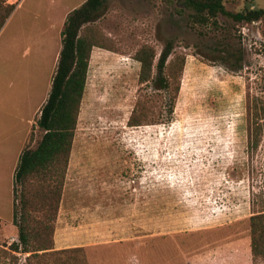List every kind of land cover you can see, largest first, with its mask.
I'll use <instances>...</instances> for the list:
<instances>
[{
    "label": "rangeland",
    "instance_id": "374dc122",
    "mask_svg": "<svg viewBox=\"0 0 264 264\" xmlns=\"http://www.w3.org/2000/svg\"><path fill=\"white\" fill-rule=\"evenodd\" d=\"M105 2L93 24L105 48L91 52L54 248H81L88 264H264L249 248V217L264 212V18L201 26L182 0ZM6 3L19 6L0 32V241L12 242L15 160L47 99L65 18L84 0ZM223 5L264 10V0ZM166 43L167 63L177 58L178 70L184 59L168 93L139 84L134 60L154 49L155 76ZM138 101L146 121L130 127ZM42 135L33 130L31 149Z\"/></svg>",
    "mask_w": 264,
    "mask_h": 264
},
{
    "label": "trees",
    "instance_id": "16d2710c",
    "mask_svg": "<svg viewBox=\"0 0 264 264\" xmlns=\"http://www.w3.org/2000/svg\"><path fill=\"white\" fill-rule=\"evenodd\" d=\"M105 1L84 0L65 18L60 32L61 49L49 93L31 126L13 174L12 226L16 238L12 242L0 241V264H88L81 248L56 250L53 236L91 52L94 48H105L104 36L93 26L105 13ZM223 1L182 0L183 5L193 11L191 22L194 25L215 24L219 15L235 23H252L264 18L262 9L247 7L238 13L227 12ZM6 2L0 0V30L16 7ZM171 52L172 44L166 43L153 76L156 52L150 47L140 48L134 56L140 65L139 84L168 93L170 81L181 74L184 65L182 58L178 70H175L177 58L167 63ZM171 112L170 109L169 114ZM146 117L147 109L138 101L127 124L130 127L141 126ZM36 128L43 135L35 149H31ZM260 132L254 119L249 140L254 148L258 146ZM249 228L250 253L254 258L264 260V212L249 217Z\"/></svg>",
    "mask_w": 264,
    "mask_h": 264
},
{
    "label": "crops",
    "instance_id": "0c3cea01",
    "mask_svg": "<svg viewBox=\"0 0 264 264\" xmlns=\"http://www.w3.org/2000/svg\"><path fill=\"white\" fill-rule=\"evenodd\" d=\"M11 1V0H10ZM19 6H16L15 7V9L16 8H18ZM13 10V12L10 14V16L8 17V19L5 21V23H4V25L11 19V17H12V15L14 14V12L16 11V10ZM67 17V16H66ZM4 25H3V27H4ZM0 32H1V30H0ZM58 54H59V52H57V54H56V56L54 57V61H53V68H52V73H51V80H52V75H53V73H54V70H55V67H56V64H57V59H58ZM50 86H51V81H50ZM42 107V106H41ZM40 110V109H39ZM38 114H39V111H38ZM38 116V115H37ZM34 124V122L31 124V126ZM26 142V141H25ZM25 144V143H24ZM24 147V146H23ZM21 152H22V150H21ZM21 152H20V154H21ZM20 154H19V156H20ZM19 156L17 157V159L15 160V168H16V166H17V163H18V159H19ZM15 168H14V171H15ZM14 171H13V174H14ZM12 194H13V187H12Z\"/></svg>",
    "mask_w": 264,
    "mask_h": 264
}]
</instances>
